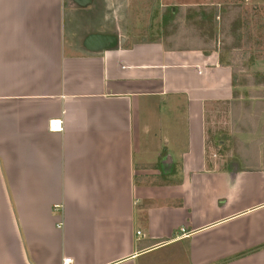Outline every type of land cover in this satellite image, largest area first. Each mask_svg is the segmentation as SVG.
Wrapping results in <instances>:
<instances>
[{"label": "crops", "instance_id": "0c3cea01", "mask_svg": "<svg viewBox=\"0 0 264 264\" xmlns=\"http://www.w3.org/2000/svg\"><path fill=\"white\" fill-rule=\"evenodd\" d=\"M140 1L0 0V264H264V95L237 94L239 45L135 40ZM171 1L227 37L257 35L246 10L264 5L153 10ZM227 107L243 165L234 147L207 160Z\"/></svg>", "mask_w": 264, "mask_h": 264}, {"label": "rangeland", "instance_id": "374dc122", "mask_svg": "<svg viewBox=\"0 0 264 264\" xmlns=\"http://www.w3.org/2000/svg\"><path fill=\"white\" fill-rule=\"evenodd\" d=\"M234 1L235 3H240L241 0H230ZM243 1V0H242ZM172 2V3H171ZM167 3V6L161 8V13L159 14L158 9L153 10V0H142L140 1L141 6L140 9H145L144 12H140L138 15L141 20L137 24V28H139V33L137 34L138 37H135V40H148L151 37L149 35L153 34L158 36L160 40L167 44H199V45H207L211 44L217 46L220 43V49H224L225 46H234L232 44L239 45L232 51L234 53H230L227 56L232 60V62L236 65L235 73L238 74V87H237V94H256V95H264V86H253L251 83L255 80L254 74L257 73V69L251 70V64H249L250 60H255L264 58V49L260 47H264V5L261 4L259 7L257 6L256 12H253V9L246 10V14L251 16V19L248 21L252 22V27H257L258 31L257 35L252 33L251 36L248 35V28L245 27L247 32L239 31L236 32L235 36L227 37L225 32V23L218 20L216 15H213V19H207L204 22H201V13L202 9L204 8L202 5L197 6L198 10L197 13L192 10H186L185 7L175 6L177 9L175 10L174 16H170L168 13V9L170 7H174L173 1ZM234 3V4H235ZM231 3L230 5H234ZM143 6V7H142ZM228 6V4H227ZM243 8V7H242ZM239 10L236 12V10ZM245 11V9L243 8ZM250 12V13H249ZM232 14L230 17L231 19L228 21L227 25L230 24L231 27H237L240 22L236 20V15L241 14L240 4L231 7ZM235 15V16H234ZM211 17V16H210ZM235 17V18H234ZM166 19V21H165ZM236 21H235V20ZM248 23H243L245 26ZM170 33V34H168ZM214 35V37H213ZM231 35H233L231 33ZM214 38V39H213ZM257 46V47H256ZM251 47V48H250ZM256 47V48H254ZM251 51V52H247ZM254 52V53H253ZM260 69V68H259ZM257 70V71H256ZM260 73H264L263 71H259ZM261 77H263L260 74ZM241 105L247 104L245 101L239 103ZM237 106V104H236ZM222 107V106H220ZM230 108H233L232 106ZM232 110V109H231ZM235 111H229V108H222V109H215L213 110L212 115L210 116L209 121V128L214 131V142L212 143L213 147H209L207 149L206 155L207 160H209L210 152H215L218 155H222L223 158H228V155L232 154L235 148L236 152H239L241 156H235L233 164L236 165H243L245 162L246 157L243 156L244 151L241 149L237 150V145L232 143L233 139V131L238 125L236 122V116L238 115ZM235 120V122H234ZM264 128V127H263ZM210 131V130H209ZM212 133V132H211ZM210 133V135H211ZM212 136V137H213ZM220 141H223L221 144ZM264 150V147L261 149V152ZM229 153V154H228ZM214 154V153H212ZM216 154V155H217ZM252 156H250L247 152V159H255V155L250 152ZM250 157V158H249ZM260 157V156H258ZM231 165V164H230ZM231 167V166H230ZM170 168V167H169ZM171 171L170 169H167ZM167 171V172H168Z\"/></svg>", "mask_w": 264, "mask_h": 264}, {"label": "built area", "instance_id": "2783aa9c", "mask_svg": "<svg viewBox=\"0 0 264 264\" xmlns=\"http://www.w3.org/2000/svg\"><path fill=\"white\" fill-rule=\"evenodd\" d=\"M49 129L51 130H60L61 129V121L60 120H51L49 123ZM212 157H216L215 154H212ZM62 264H72V260L69 257H64Z\"/></svg>", "mask_w": 264, "mask_h": 264}, {"label": "trees", "instance_id": "16d2710c", "mask_svg": "<svg viewBox=\"0 0 264 264\" xmlns=\"http://www.w3.org/2000/svg\"><path fill=\"white\" fill-rule=\"evenodd\" d=\"M174 9H175L174 7H170V8L168 9V13H167V14H169V15H173V14H174ZM216 13H217V12H216ZM201 14H202V13H201ZM214 15H216V14H215V11H214ZM165 21H166V19H165ZM202 21H203V20H202ZM202 21H201V22H202Z\"/></svg>", "mask_w": 264, "mask_h": 264}, {"label": "water", "instance_id": "95a60500", "mask_svg": "<svg viewBox=\"0 0 264 264\" xmlns=\"http://www.w3.org/2000/svg\"><path fill=\"white\" fill-rule=\"evenodd\" d=\"M110 40V39H109Z\"/></svg>", "mask_w": 264, "mask_h": 264}]
</instances>
